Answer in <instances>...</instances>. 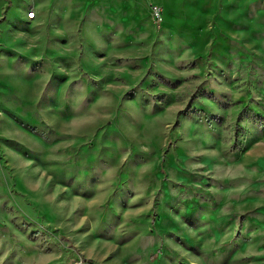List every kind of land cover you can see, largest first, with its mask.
I'll use <instances>...</instances> for the list:
<instances>
[{"label":"rangeland","instance_id":"obj_1","mask_svg":"<svg viewBox=\"0 0 264 264\" xmlns=\"http://www.w3.org/2000/svg\"><path fill=\"white\" fill-rule=\"evenodd\" d=\"M87 1L0 0V264H264V0Z\"/></svg>","mask_w":264,"mask_h":264},{"label":"crops","instance_id":"obj_2","mask_svg":"<svg viewBox=\"0 0 264 264\" xmlns=\"http://www.w3.org/2000/svg\"><path fill=\"white\" fill-rule=\"evenodd\" d=\"M0 62H1V65H0V82H2V84L4 82H6L8 84V85H6V87H8V86L12 87L11 80L21 81V83L30 86V85H32L33 82L37 81L41 76H43L41 74L36 75V74H32L30 72L22 71L21 69L25 68V66L24 65L20 66L18 64H15V62H14V60H12V58H10L8 60L5 58H4V60H3V58H0ZM48 78H49V80H48L49 85L48 86L50 87L52 76L49 74ZM2 86H5V85H2Z\"/></svg>","mask_w":264,"mask_h":264},{"label":"bare ground","instance_id":"obj_3","mask_svg":"<svg viewBox=\"0 0 264 264\" xmlns=\"http://www.w3.org/2000/svg\"><path fill=\"white\" fill-rule=\"evenodd\" d=\"M87 1V0H86ZM92 1V0H91ZM110 1V0H109ZM108 1V2H109ZM87 2H89V1H87ZM98 2V1H97ZM225 2V1H224ZM90 3V2H89ZM96 3V2H95ZM88 4V3H87ZM93 4V3H92ZM35 5H36V3H35ZM59 4L57 3V4H55V5H53V9H56L57 8V6H58ZM112 5V4H111ZM113 6V5H112ZM10 7V6H9ZM16 7V6H15ZM18 7V6H17ZM84 7V6H83ZM110 7V6H109ZM115 7V6H114ZM217 7V6H216ZM259 7L260 6H257L256 8H254V9H252V8H250L249 10H248V14L249 15H251V14H255V13H257L258 12V10H259ZM53 9H51L50 10V12H52V10ZM105 9H107V8H105ZM137 10H138V8H136ZM110 10H111V8H110ZM11 11H12V9H11ZM111 11H113V10H111ZM261 11V10H260ZM8 12V11H7ZM28 12L29 11H27L26 12V14H27V17L29 16L28 15ZM66 12V11H65ZM10 13V12H9ZM14 13V12H13ZM17 13V12H16ZM262 13H264V11H262ZM14 15H17V14H14ZM204 15V14H203ZM12 16V15H11ZM32 16H35V13L32 15ZM17 17H19V16H17ZM71 17V16H70ZM199 17H200V15H199ZM16 19V18H15ZM15 19H12V20H15ZM37 19V18H36ZM36 19H35V21H36ZM23 20V19H22ZM40 21V20H39ZM6 22H8V21H6ZM15 22V21H14ZM15 24V23H14ZM32 24V23H31ZM30 26V25H29ZM28 26V27H29ZM9 27V26H8ZM31 27V26H30ZM10 28V27H9ZM19 29V28H18ZM22 30V29H21ZM69 30L70 31H72V32H74V33H72V35H83V34H85V35H88V36H92L96 31L93 29V26L92 25H90V24H86V25H84V27H80L79 26V23L78 24H76V25H74V26H71V27H69V29H68V31L67 32H69ZM172 30V29H171ZM98 33V32H97ZM41 36V35H40ZM1 44V43H0ZM46 49V48H45ZM191 131V130H190ZM87 174H89V173H87ZM87 176V175H86ZM85 177V176H84ZM118 198H122V193H118V196H117Z\"/></svg>","mask_w":264,"mask_h":264},{"label":"built area","instance_id":"obj_4","mask_svg":"<svg viewBox=\"0 0 264 264\" xmlns=\"http://www.w3.org/2000/svg\"><path fill=\"white\" fill-rule=\"evenodd\" d=\"M150 10L155 18H160L161 16V7L157 3H151L150 4ZM35 13L34 10H30L28 12L29 17H32V15Z\"/></svg>","mask_w":264,"mask_h":264}]
</instances>
